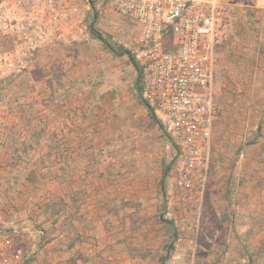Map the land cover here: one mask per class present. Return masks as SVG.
Listing matches in <instances>:
<instances>
[{
  "label": "rangeland",
  "instance_id": "obj_1",
  "mask_svg": "<svg viewBox=\"0 0 264 264\" xmlns=\"http://www.w3.org/2000/svg\"><path fill=\"white\" fill-rule=\"evenodd\" d=\"M90 1L86 41L41 50L0 86V228L45 231L29 264L56 225L77 236L81 222L83 237L96 218L156 264H264V70L252 36L264 0L244 7L237 40L227 33L218 52L220 119L199 210L172 198L175 150L140 92L134 26Z\"/></svg>",
  "mask_w": 264,
  "mask_h": 264
},
{
  "label": "built area",
  "instance_id": "obj_2",
  "mask_svg": "<svg viewBox=\"0 0 264 264\" xmlns=\"http://www.w3.org/2000/svg\"><path fill=\"white\" fill-rule=\"evenodd\" d=\"M136 30L131 54L144 102L175 150L171 195L199 210L209 187L220 119L215 65L230 16L224 0H106ZM90 0H0V86L25 75L36 55L92 34ZM169 202V208H176ZM181 207V206H179ZM26 235V237H22ZM35 225L0 228V264H29L44 236Z\"/></svg>",
  "mask_w": 264,
  "mask_h": 264
},
{
  "label": "crops",
  "instance_id": "obj_3",
  "mask_svg": "<svg viewBox=\"0 0 264 264\" xmlns=\"http://www.w3.org/2000/svg\"><path fill=\"white\" fill-rule=\"evenodd\" d=\"M224 2L230 16V28H228L227 33L236 41L240 32V23H242L240 20L241 12H244V7L251 5L253 0H224ZM257 6V23L253 27L252 36H254L253 40H256L254 50L259 57L256 61V69L264 70L263 1ZM73 212L76 215L80 213L78 210ZM93 213L95 214V210ZM73 222H76L77 236L71 235V231L75 228L69 224L56 225L59 226L57 232L44 241L36 260L31 264H156L153 256L144 257L133 252L132 246H134L136 239L118 236L116 234L118 231L112 230L111 227L105 230L104 223L97 218L96 221L92 222L87 235L83 237H79L77 230L85 232L84 225H81V222ZM44 228L46 227L44 226ZM127 233L124 235L127 236Z\"/></svg>",
  "mask_w": 264,
  "mask_h": 264
}]
</instances>
